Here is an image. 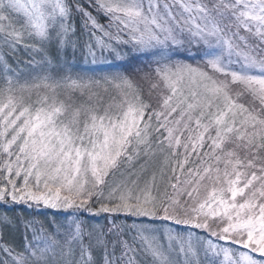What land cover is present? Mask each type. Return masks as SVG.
I'll return each instance as SVG.
<instances>
[{
  "label": "snow or ice",
  "instance_id": "snow-or-ice-1",
  "mask_svg": "<svg viewBox=\"0 0 264 264\" xmlns=\"http://www.w3.org/2000/svg\"><path fill=\"white\" fill-rule=\"evenodd\" d=\"M0 264H264V0H0Z\"/></svg>",
  "mask_w": 264,
  "mask_h": 264
}]
</instances>
